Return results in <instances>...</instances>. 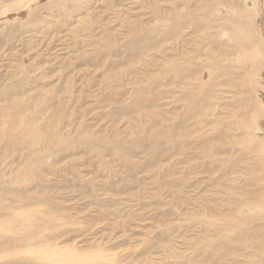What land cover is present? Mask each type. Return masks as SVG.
Wrapping results in <instances>:
<instances>
[{"label": "rangeland", "instance_id": "rangeland-1", "mask_svg": "<svg viewBox=\"0 0 264 264\" xmlns=\"http://www.w3.org/2000/svg\"><path fill=\"white\" fill-rule=\"evenodd\" d=\"M263 56L264 0H0V264H264Z\"/></svg>", "mask_w": 264, "mask_h": 264}, {"label": "bare ground", "instance_id": "bare-ground-1", "mask_svg": "<svg viewBox=\"0 0 264 264\" xmlns=\"http://www.w3.org/2000/svg\"><path fill=\"white\" fill-rule=\"evenodd\" d=\"M222 9V8H221ZM216 14H218V13H216ZM247 14H249V13H247ZM253 15V14H252ZM250 19V18H249ZM248 18H247V20H249ZM227 22H229V21H227ZM231 22V21H230ZM235 22V21H234ZM257 22V21H256ZM236 24V23H235ZM240 24V23H239ZM231 25H233V24H231ZM245 25V24H244ZM240 26V25H239ZM239 26H237V25H233L232 26V28H231V32H232V35H233V38L237 41V42H239L240 44L242 43H244V42H246L247 41V38H248V34L246 35L245 34V32L239 27ZM229 27V26H228ZM251 27H253V25L251 26ZM250 27V28H251ZM252 29V28H251ZM253 31V30H252ZM255 32V31H254ZM247 33V32H246ZM256 33V32H255ZM250 35H251V33H249ZM231 35V36H232ZM257 35V34H256ZM251 37V36H250ZM260 38H262V37H260ZM257 39V38H256ZM254 40H255V37H254ZM248 43V42H247ZM249 44H247V47H248V49H249ZM244 47V46H243ZM246 47V48H247ZM254 47V46H253ZM252 47V48H253ZM258 47H260V46H258ZM257 48V47H256ZM259 50V49H258ZM244 52V51H243ZM246 52V51H245ZM248 53V52H247ZM250 53H252V56H253V59H261V54L260 53H257L256 52V50H251V52ZM251 55V54H250ZM242 56H245V53H243L242 54ZM264 57V56H263ZM242 59H243V57H242ZM241 59V60H242ZM248 59H250L249 58V55H248ZM252 59V58H251ZM240 60V61H241ZM262 61H260V63H261ZM255 63V62H254ZM259 63V64H260ZM249 64V63H248ZM251 64V63H250ZM256 64V63H255ZM242 67H243V64H242ZM256 67V66H255ZM260 67H262V66H260ZM245 68H247V67H245ZM253 68H254V66H253ZM252 68V69H253ZM264 68V67H263ZM250 72V71H249ZM257 72V71H256ZM259 72V71H258ZM255 73V72H254ZM254 76V75H253ZM252 77V76H251ZM256 83H258V82H256ZM259 84V83H258ZM261 87V86H260ZM250 120H252V119H250ZM256 124V123H255ZM254 126V125H253ZM30 128V127H29ZM248 128V127H247ZM246 128V129H247ZM257 128V127H256ZM31 130V129H30ZM251 130V129H250ZM255 130V129H254ZM5 130L3 129V132H4ZM253 134H255V133H253ZM36 136V135H35ZM35 136H34V139H35ZM250 138H252V135H251V137ZM36 139H37V137H36ZM258 140V139H257ZM34 141V140H33ZM252 141H254V140H252ZM251 146V145H250ZM261 149H262V147H261ZM262 152L264 153V146H263V149H262ZM261 154V153H260ZM264 207V206H263ZM6 231V230H5ZM0 233H2V232H0ZM25 239V238H24ZM1 244V243H0ZM28 248V247H27ZM37 251V250H36ZM40 252V251H39ZM31 253V252H30ZM41 253V252H40ZM57 254V253H56ZM44 257H46V256H44Z\"/></svg>", "mask_w": 264, "mask_h": 264}]
</instances>
